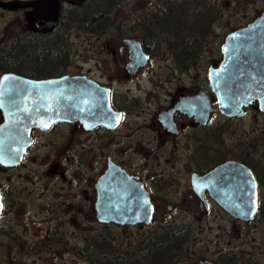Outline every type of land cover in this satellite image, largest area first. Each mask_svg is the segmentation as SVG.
Returning a JSON list of instances; mask_svg holds the SVG:
<instances>
[{
	"label": "flooded vegetation",
	"instance_id": "obj_1",
	"mask_svg": "<svg viewBox=\"0 0 264 264\" xmlns=\"http://www.w3.org/2000/svg\"><path fill=\"white\" fill-rule=\"evenodd\" d=\"M82 1L0 0L4 28L29 30L0 37V88L69 76L110 94L91 126L32 127L0 162V264H81L84 252L91 264H264V112L254 100L227 116L209 77L227 35L259 15L212 44L227 0H111L101 33ZM73 31L94 41L93 68L72 71ZM140 188L151 223H115L140 210Z\"/></svg>",
	"mask_w": 264,
	"mask_h": 264
},
{
	"label": "water",
	"instance_id": "obj_2",
	"mask_svg": "<svg viewBox=\"0 0 264 264\" xmlns=\"http://www.w3.org/2000/svg\"><path fill=\"white\" fill-rule=\"evenodd\" d=\"M47 22L50 26L45 24L43 28L52 29L55 19ZM222 51L223 61L210 70L209 76L220 110L229 117L241 115L243 107L257 100L260 111L264 112V74L257 70V64L264 62V12L247 26L228 34ZM104 100L109 102L110 94L103 98L97 85L83 77L61 76L44 81L14 75L4 77L0 88V162L14 163L18 156L9 149L16 143L19 144V154L25 151L29 144L25 137L32 127L43 128L62 121H81L84 126H91L94 112L100 106L102 108L100 101ZM115 170L119 173L118 167ZM117 173L114 180H130L125 173ZM204 180L206 177L198 179ZM139 197V211L132 212L127 219L115 218L113 221L122 225L150 224L153 207L144 189H141ZM256 206L255 196L253 207ZM202 264L211 263L204 261Z\"/></svg>",
	"mask_w": 264,
	"mask_h": 264
},
{
	"label": "rangeland",
	"instance_id": "obj_3",
	"mask_svg": "<svg viewBox=\"0 0 264 264\" xmlns=\"http://www.w3.org/2000/svg\"><path fill=\"white\" fill-rule=\"evenodd\" d=\"M254 1V2H253ZM244 4V6H242ZM241 5V6H240ZM223 17L221 20L220 26L216 29V36L211 38V43L216 44L217 42H222L225 34H228L232 30L245 26L247 23L251 22L255 19L262 11H264V0H244L238 4H235L231 0H227V3L224 7ZM119 11V10H118ZM119 20L122 18L123 13H119ZM29 30L25 28H4L3 23L0 22V37H13L15 35L22 36L26 34ZM84 34H78L76 31H73L71 34L70 44L69 46L72 48L70 50V57L73 62L72 71H76V69L81 68H93L94 63L88 60L90 56H92L91 47L94 45L93 40H88L83 37ZM210 45L211 47L213 45ZM262 117L258 116V120H261ZM169 223H164L165 226H168L174 221H168ZM220 224V220H213L211 225L215 228ZM192 229L195 235H203L202 229L205 228L204 222H197V220H193ZM204 226V228H203ZM117 230V229H116ZM202 231V232H201ZM85 238L87 236H83V244H85ZM202 239V238H201ZM249 248V247H248ZM91 252H84L83 259L81 264H91L92 257H90ZM52 255V254H51ZM53 256V255H52ZM65 256L64 260L72 261L70 258L72 256ZM59 258V256H58ZM57 258H54V261H57ZM73 262V261H72Z\"/></svg>",
	"mask_w": 264,
	"mask_h": 264
},
{
	"label": "trees",
	"instance_id": "obj_4",
	"mask_svg": "<svg viewBox=\"0 0 264 264\" xmlns=\"http://www.w3.org/2000/svg\"><path fill=\"white\" fill-rule=\"evenodd\" d=\"M111 5V0H83L82 6H87L86 9L89 10L83 12V20L86 17L90 18V16H93V21H98L99 23V33H101L106 27L108 9Z\"/></svg>",
	"mask_w": 264,
	"mask_h": 264
}]
</instances>
